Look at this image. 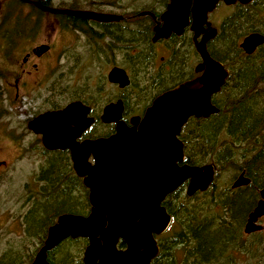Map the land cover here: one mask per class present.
<instances>
[{"label":"trees","instance_id":"1","mask_svg":"<svg viewBox=\"0 0 264 264\" xmlns=\"http://www.w3.org/2000/svg\"><path fill=\"white\" fill-rule=\"evenodd\" d=\"M30 1L51 7L53 0ZM12 3L13 7L23 5V10L25 7L30 9L28 14L23 12V44H28V39L38 33L45 13L20 0H12ZM232 7L233 13L222 21L216 37L206 46L209 55L229 71L225 84L211 98L218 113L205 119L190 118L181 129L180 140L187 164L201 166L212 163L217 171L231 170L235 175L243 170L250 183L238 189L219 190L212 183L205 192H197L192 197L183 196L180 188L168 195L162 206L172 218L169 227L175 226L178 230L168 237V228L156 237L159 254L150 264H264L263 231L249 235L242 233L247 214L259 198L258 190L264 186V44L253 54L245 55L238 43L249 33L264 36V0H254L248 5L236 3ZM77 8V5L69 7ZM140 10L155 12L138 9L131 11L130 15L134 16ZM55 18L59 29L63 31L69 30L73 24L82 27L86 38L84 46L95 44L96 37L103 36L96 35L79 18L65 15H56ZM18 23V20L13 22L14 26H18ZM106 26L101 24L97 28L99 31L105 28L110 30ZM114 26L122 28L119 32L110 30L107 33L115 42L108 43L109 51L118 45L124 49L140 48L138 54L124 53L125 59L129 60L130 86H134L133 93L142 100L135 114L142 112L155 95L172 87L177 81L193 78V61L187 60V55L193 52L188 33L185 35V78L180 77L175 81L180 70H183V53L179 51L175 56L170 73L161 74L159 69L153 70V62L147 59L151 36L149 17H133ZM17 30L13 32L17 33ZM12 43L15 44V39ZM194 55L198 61L197 54ZM123 101L124 114L127 116L128 103L124 97ZM93 110L95 114L100 112ZM104 127L106 131L100 136L113 133L110 126ZM46 155L49 160L38 178L44 183L41 199H35L24 216L25 224L28 225L26 230L31 236L41 235L39 246L35 253L23 254V260L19 257L11 259L9 256L4 257L1 264H30L46 237L48 227L54 224L59 215L86 216L89 213L87 190L72 172L68 158L61 153ZM241 159L243 161L240 164L238 161ZM197 198L203 200L195 203ZM86 244L85 239H67L47 253V262L76 264L78 260L77 264H82L79 256L74 259L70 252L76 250L80 254ZM118 246L124 247L122 242ZM56 250L58 254L55 255Z\"/></svg>","mask_w":264,"mask_h":264},{"label":"water","instance_id":"2","mask_svg":"<svg viewBox=\"0 0 264 264\" xmlns=\"http://www.w3.org/2000/svg\"><path fill=\"white\" fill-rule=\"evenodd\" d=\"M44 13L67 15L97 22H118L122 16L92 11H74L45 7L30 0ZM253 0H170L160 15L161 26L153 30L152 42L179 35L189 27L200 63L194 67L197 77L167 90L152 101L142 118L122 121L123 103L106 105L100 115L103 124H114L115 132L106 138L76 139L94 122L81 103L68 104L62 110L43 113L28 122V130L41 135L46 150H69L72 170L88 191L89 213L86 216L62 214L48 227L45 240L31 264H49L47 253L66 239H85L83 264H150L159 254L156 236L163 234L171 222L162 206L166 197L185 185L188 197L205 192L214 180L215 167L189 165L178 139L181 128L190 118H208L218 109L211 98L225 84L229 71L213 59L206 49L217 30L208 15L219 2L248 5ZM140 13L138 16H146ZM151 15V14H150ZM152 16V15H151ZM264 44L259 33L246 35L239 43L245 55H251ZM48 46L38 47L39 53ZM107 80L119 88L129 86L122 68H112ZM92 158V162L88 159ZM250 180L242 171L231 189L247 186ZM259 200L244 224L245 235L262 231L258 220L264 217V186L258 190ZM122 242L124 248H118Z\"/></svg>","mask_w":264,"mask_h":264},{"label":"rangeland","instance_id":"3","mask_svg":"<svg viewBox=\"0 0 264 264\" xmlns=\"http://www.w3.org/2000/svg\"><path fill=\"white\" fill-rule=\"evenodd\" d=\"M164 3H166V0H53L51 8H69L72 5H77L82 11L114 13L128 17L131 11L138 9L161 13ZM4 4V0H0V8ZM13 5L12 0L10 4H7V10L10 12L13 22L21 20L19 15H21L22 11L27 12V14L30 13L28 7H25L23 10V5L16 7H13ZM13 8H16V10H12ZM215 9L210 17H208V21L212 27L219 30L222 21L233 13L234 8L220 5ZM15 37L16 42L19 36ZM241 40L242 38L238 40V43ZM84 41H86V38L83 39L80 35L58 29L56 18L53 15L44 14L38 33L30 37L27 44H33L34 47H39L40 45H48L50 47V50L44 57L51 61L48 80L35 92L28 91L30 95L39 93L43 101L35 105V102H31L29 98H25L19 107L4 106V108L6 107L5 112H0V161L4 163L0 167V264L4 257L9 256L11 259L19 257L20 260H23V254L31 255L33 252L35 253L40 243L41 235L40 237H33L26 230L28 225L25 224L24 216L33 201L41 199L40 192L44 183L40 182L38 178L41 170L45 168L49 156L47 157L43 152L37 137L26 128L27 121H30V118L34 114L46 110L51 105L59 108L75 97H81L90 101L95 111L101 110L103 105L114 99L115 96L124 97V100L128 103L126 118L134 115L135 109H138V106L141 104L142 100L135 96L132 89L134 86H130V83V87L121 89L117 85L114 86L115 84L108 82L106 75L109 72L110 65H100V62L87 64L85 60L82 62L72 60L70 52L74 48L77 53H83ZM132 51L134 53L137 49L134 48ZM56 52H58V57L53 64L52 59ZM193 52L195 53L194 49ZM193 52L191 51L188 54L189 58L187 55V60L189 59L190 61L191 59L193 61L191 65L192 70L198 63ZM158 53L157 57H165L162 52ZM12 59L14 60V55ZM116 61L121 65L119 67L128 73L130 82L131 77L127 66L129 60L125 59L124 52L122 53V57L120 56ZM41 70L45 76V67L41 66ZM105 131V127L98 125L93 129L91 135H100ZM242 161L241 159L238 163L241 164ZM215 173L212 183L215 184L217 190L230 189L238 176V174L235 175V172L231 170L217 171L216 168ZM180 189L182 190L181 194L187 196L185 194V185ZM202 200L203 198H197L195 203H200ZM259 224L263 226L264 235V217L260 220ZM177 230L178 228L175 226L169 227L167 236L172 237L173 233L177 232ZM84 249L80 254L76 250L72 253L70 252V256H74V259L79 256L82 261ZM56 254H58L57 250ZM8 262L9 260L6 263ZM75 263L77 264L78 260Z\"/></svg>","mask_w":264,"mask_h":264},{"label":"flooded vegetation","instance_id":"4","mask_svg":"<svg viewBox=\"0 0 264 264\" xmlns=\"http://www.w3.org/2000/svg\"><path fill=\"white\" fill-rule=\"evenodd\" d=\"M169 1L170 0H168V3H169ZM10 2H11V0H4L5 4L1 6V8L3 7V9L0 8V11H1L0 12V112H5V108L7 106L19 107L22 104V100H24L25 98H29V100L31 102H35V105L37 103H41L43 101V98L40 96L39 93L30 95L28 91L35 92L36 90H38L42 87L43 83L46 80H48V77H49L48 73L50 72V62H51L50 60H47L44 58L45 55L47 54V52L50 50V47L48 45H46V46H48V50L46 52L39 53L38 47H34L33 44L27 45V42H26V44H23V41H24L23 40V11L20 13L21 15H19L21 17V20H19L18 26H14V24L12 22V16H11L10 12L7 10L8 9L7 4H10ZM31 2H34V1H31ZM168 3L166 4V6L168 5ZM26 5H32V3H28ZM220 5H224V4L222 2H219L217 4L216 8ZM166 6H165V8H163V11L159 14L155 13V12H150V11H140L137 13V14H140V13L146 12V13H148V15H146V16H137V14H136L134 16L130 15L128 17H124L122 15L114 14V13H102V12H98V11H93V12L101 13V14H110V15L122 16V17H124V19L121 21H118V22L112 21V22H107V23L97 22L94 20L80 19L81 22L86 24L87 26H89L91 31L96 33V35L99 36V34H100L103 36H100V38L96 37V39H95L96 43L95 44L85 45L83 48V53L82 52L77 53L76 49L73 48V50H72L73 52L72 51L70 52V56H71L72 60H74L75 62H78V61L82 62L85 60V61H89L91 64H93L94 62H100V65H104V64L110 65L109 71L112 68H121V67H119L121 65L118 64V62L116 60L118 58H120V56L122 57L123 52L124 53L125 52H128V53L131 52L132 53L133 52L132 50H134V48L131 47V49H129L130 47H128V49H124V48H122V45H118L116 47V49L112 48L109 51L107 48L108 43L111 41V43L114 44L115 42H114V40L110 39L109 36H107L108 35L107 33L110 32V30L113 33H114V30L119 32L121 30L122 26L119 28V27H116L114 25L121 23L125 20H129L133 17H149L151 20V36L149 38V43H148L150 52H149V55L147 56V59L148 60L150 59L153 62V70L159 69V72L161 74H167L169 71H172V66H173L174 61H175V56L178 54L179 51H182V53H183V70H180L179 76L177 75L175 77V81L177 79H179L180 77L185 78V35H186V33H188V35L191 36L190 39L192 42V47L194 49L193 41H192L193 33L190 31L189 27L184 28L179 35H177L175 33H171L166 39H159L156 42H152V38L154 36L153 30L156 26H161L160 15L165 11ZM69 10L76 11V10H81V9L77 8V9H69ZM212 13H210L208 15V17H210V15ZM45 14H48V13H45ZM50 15H52V14H50ZM56 15H59V14H56ZM56 15H53V16L55 17ZM101 24L107 25L106 27H110V30L105 28V29L99 31V29L97 27ZM75 25L76 24H73V26H71L69 30H64V31H68L69 33H75L77 35H80V37H83V39H85L84 29L80 26L78 27ZM57 26L59 29L58 22H57ZM17 27H18V30H17ZM15 30H17L18 32L14 33L13 31H15ZM16 35H19V38L17 39V41L13 45V43H12L13 37L15 39ZM25 41H27V40L25 39ZM98 41H100V42H98ZM209 42H207V44ZM207 44H206V46H207ZM40 46H42V45H40ZM135 46L137 47L138 44H135ZM135 49H137V51L132 53L133 55L138 54L139 53L138 51L140 48L138 46ZM58 52H59V50H58ZM58 52H56V54H54V57L52 59L53 64L56 62V59L58 57ZM158 52H162L165 57H163V56L157 57V54H159ZM13 55H14V60L12 59ZM198 63H200L199 56H198ZM155 64H157V65L155 66ZM41 66L45 67V71H46V72H44L45 76L42 74ZM193 72H194V69H193ZM107 74H108V72H107ZM126 74L128 75L127 72H126ZM198 75L199 74H196L194 72L193 78L197 77ZM193 78H191V79H193ZM188 80H190V79H188ZM183 82H185V79H183V81H180V82L177 81L172 87H170L166 90H163L160 93H158L157 95H155L151 99L149 105L147 107H145V109L151 105V103L155 99V97H157L158 95H160L161 93H163L167 90L172 89L173 87H175V86H177ZM114 86H116V85H114ZM120 91H122V90H120ZM118 100H121L123 103L122 121L128 127H130L129 119L131 117H133V116H139L140 118L143 117L145 109L138 114H134L131 117L126 118V116L124 114L125 113V104H124L123 98L121 96H115L114 99L110 100L105 105H103L100 112L97 114H95L90 101L83 99L81 97H75V98H72L68 103L62 105L59 108L53 107L51 105L46 110H43L37 114H34L30 118V121L33 120L34 118H36L37 116L43 114V113L62 110L68 104H71L74 102H79L85 108H88L89 112L87 114V117L93 118L94 122L88 129H86L80 135V137H78L76 139V142L81 143V142L86 141V140H95L97 138H106V137H109L110 135L114 134L115 125L114 124H103V123H101L100 115L102 113L103 108L106 105H108L109 103H114ZM4 106H6V107L4 108ZM1 108H3V109H1ZM28 122H29V120L27 121V125H28ZM99 124L102 125L103 127L104 126H110L113 129V133H111L108 136H100V135L92 136L91 135L92 129H93L92 127L99 125ZM26 128L28 129L27 126H26ZM3 131H5V130H3ZM32 134H34V133H32ZM34 135H35V137H37L38 142H39L40 146L42 147L43 152L45 154H47V153L48 154L61 153L64 156H66L68 158L69 162L71 163L70 156H69V150H50V151L46 150L42 146L41 135H36V134H34ZM178 139L180 140V134L178 136ZM88 160L90 162H92L91 157H89ZM3 164L4 163L0 161V167ZM242 171L243 170H241L239 172V174ZM259 199L260 198H258V200ZM258 200H257V202H258ZM261 219H259L258 221L260 222Z\"/></svg>","mask_w":264,"mask_h":264},{"label":"bare ground","instance_id":"5","mask_svg":"<svg viewBox=\"0 0 264 264\" xmlns=\"http://www.w3.org/2000/svg\"><path fill=\"white\" fill-rule=\"evenodd\" d=\"M61 9H64V8H61ZM65 9H68V8H65ZM69 10V9H68ZM44 13V12H43ZM143 13H145V12H143ZM59 15H61V14H59ZM139 14H137V16H138ZM65 16H67V15H65ZM123 19H124V17H123ZM63 214H65V213H63ZM62 215V214H61ZM60 216V215H59ZM171 217V216H170ZM169 226H170V224L168 225V228H169ZM87 241V240H86ZM88 244V243H87ZM87 246V245H86ZM84 252V251H83Z\"/></svg>","mask_w":264,"mask_h":264}]
</instances>
